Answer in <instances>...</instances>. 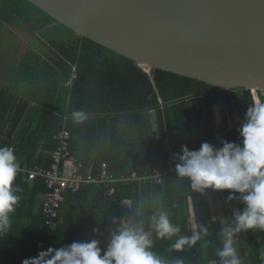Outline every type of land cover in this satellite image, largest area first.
<instances>
[{
  "label": "trees",
  "instance_id": "obj_1",
  "mask_svg": "<svg viewBox=\"0 0 264 264\" xmlns=\"http://www.w3.org/2000/svg\"><path fill=\"white\" fill-rule=\"evenodd\" d=\"M6 25L30 40L13 77L0 86V147H13L22 164L51 165L57 146L53 136L64 127L70 133L69 149L83 164L97 169L106 162L117 176L141 173L157 160H174V154H182V145L196 150L224 126L229 114L253 102L248 89H224L159 69L147 73L133 60L55 22L28 0H0V36ZM76 110L85 111L88 120L73 123ZM239 128L225 133L222 141L239 143ZM14 185L21 200L10 228L0 233V264H22L49 247L92 239L99 240L103 250L113 219L117 224L136 219L134 210L147 220L161 205L181 234L191 235L190 220L195 218L208 228V235L179 252L168 251L173 240L154 236L155 253L184 264L219 259L215 252L224 224L213 216L208 190L192 191L189 182L177 176L166 177L161 185L119 182L112 196L93 185L69 191L50 234L41 213L43 179L23 181L16 176ZM231 202L234 209L244 207ZM239 234L247 264H264V231Z\"/></svg>",
  "mask_w": 264,
  "mask_h": 264
},
{
  "label": "water",
  "instance_id": "obj_2",
  "mask_svg": "<svg viewBox=\"0 0 264 264\" xmlns=\"http://www.w3.org/2000/svg\"><path fill=\"white\" fill-rule=\"evenodd\" d=\"M28 1L147 73L264 91V0Z\"/></svg>",
  "mask_w": 264,
  "mask_h": 264
},
{
  "label": "clouds",
  "instance_id": "obj_3",
  "mask_svg": "<svg viewBox=\"0 0 264 264\" xmlns=\"http://www.w3.org/2000/svg\"><path fill=\"white\" fill-rule=\"evenodd\" d=\"M71 118L73 123L82 124L89 117L85 111L76 110ZM239 137V143L222 141L219 148L208 142L202 143L198 150L182 145V154H174L178 161L177 178L187 180L192 191L227 190L226 203L237 200L244 205L242 210L233 209L232 219L221 230L220 247L215 252L219 259L212 260L211 264H243L235 246L238 234L264 231V101L248 107ZM19 168L14 149L0 147V233L10 228L11 214L21 200L20 189L14 185ZM132 211L136 219L121 220L118 224L112 220L114 228L103 250L96 239L72 242L60 248L49 247L36 257L23 260L22 264H184L180 259L169 261L155 253L153 237L173 240L168 251L179 252L204 241L208 235V228L195 218L191 235L181 234L180 226L172 222L162 205L147 220Z\"/></svg>",
  "mask_w": 264,
  "mask_h": 264
},
{
  "label": "built area",
  "instance_id": "obj_4",
  "mask_svg": "<svg viewBox=\"0 0 264 264\" xmlns=\"http://www.w3.org/2000/svg\"><path fill=\"white\" fill-rule=\"evenodd\" d=\"M253 95V102L240 110H234L226 118L223 127L217 129L206 141L217 148V143L222 141L225 133H229L239 128L244 121L248 107L264 101V91L260 89H248ZM70 133L66 128L59 130L53 139L57 146L52 155V163L48 167L40 165L22 164L19 160L20 168L17 176L23 181H32L41 178L44 181L46 191L42 195L41 213L44 219V227L48 234L56 230L59 219V210L67 192H76L81 187L93 185L102 189L107 195L115 193V184L137 182L139 184L161 185L166 177L177 176L175 164L178 162L168 160L166 164L162 160H157L150 170L141 173L133 171L127 176H117L113 174L106 162L100 163L97 169L93 164H83L69 149ZM201 145V144H200ZM200 147V146H199ZM199 147L196 149L198 150ZM13 148V147H12ZM124 205L129 201L124 200Z\"/></svg>",
  "mask_w": 264,
  "mask_h": 264
},
{
  "label": "rangeland",
  "instance_id": "obj_5",
  "mask_svg": "<svg viewBox=\"0 0 264 264\" xmlns=\"http://www.w3.org/2000/svg\"><path fill=\"white\" fill-rule=\"evenodd\" d=\"M5 27L6 28L3 31V34L1 33L2 35L0 37V69H5L8 63H10L12 60H14L13 63L15 62L18 63V60L21 58V56L24 54L25 50L30 44L29 36L27 34L13 27H10L8 25H6ZM13 66L14 65H12V67ZM12 77H13V74H10L8 78L9 81L11 80ZM9 81H6V82H9ZM0 82H1V85L6 83L5 81H2V72H0ZM209 192H210V196L213 195L210 197V202L212 203L213 213H215V215L222 217L220 213L222 212L221 210L223 209V207H225V205H226V208L229 210V213L225 214V217H224V220H226L225 224H227L229 220L232 219V212L234 209L233 203L231 201L227 203H226V200L225 202L223 201L225 197H223L224 193L222 191H218V190L214 191L210 189ZM216 192H218L219 198L216 195ZM237 237L238 239L235 242V246L239 250L240 256L243 260V264H247L248 260H247L245 249L242 246V242L240 240L239 235Z\"/></svg>",
  "mask_w": 264,
  "mask_h": 264
},
{
  "label": "crops",
  "instance_id": "obj_6",
  "mask_svg": "<svg viewBox=\"0 0 264 264\" xmlns=\"http://www.w3.org/2000/svg\"><path fill=\"white\" fill-rule=\"evenodd\" d=\"M2 34H3V32H2ZM1 34V35H2ZM1 37V36H0ZM14 62V60H12L10 63H8V65L6 66V68L5 69H0V72H2V81H9V76H10V74H13L14 73V71H15V69H14V66L16 67V62L15 63H13ZM12 65H14L13 67H12ZM7 83V82H6ZM0 85H1V82H0ZM208 190V194H209V198L211 197V196H213V195H211L210 196V192H209V190L210 189H207ZM216 195L218 196V198H219V194H218V192H216ZM215 195V196H216ZM216 196V197H217ZM223 197H225V199H223V201L225 202V200H226V198H227V196H226V194H224L223 195ZM211 208H212V203H211ZM226 209V210H225ZM222 212L220 213L221 215H222V217H220V216H218V215H215V213H213V208H212V213H213V216H214V218H218V219H220L222 222H223V224H224V226L226 225L225 223H226V220H224V217H225V214H228L229 213V210L226 208V205H225V207H223V209L221 210ZM225 211V212H224ZM231 212V211H230ZM193 221H194V219H191L190 220V228H191V226H193ZM239 235V237H240V240H241V242H242V237L240 236V234H238ZM238 238V237H237Z\"/></svg>",
  "mask_w": 264,
  "mask_h": 264
}]
</instances>
